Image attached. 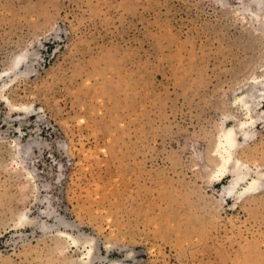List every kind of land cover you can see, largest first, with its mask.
<instances>
[{"label": "rangeland", "instance_id": "1", "mask_svg": "<svg viewBox=\"0 0 264 264\" xmlns=\"http://www.w3.org/2000/svg\"><path fill=\"white\" fill-rule=\"evenodd\" d=\"M258 15L264 0H0L19 107L0 96V264H75L90 239L88 264H264V178L235 197L213 175L250 85L264 115ZM261 115L245 182L264 172Z\"/></svg>", "mask_w": 264, "mask_h": 264}, {"label": "bare ground", "instance_id": "2", "mask_svg": "<svg viewBox=\"0 0 264 264\" xmlns=\"http://www.w3.org/2000/svg\"><path fill=\"white\" fill-rule=\"evenodd\" d=\"M258 17L260 18L261 22L264 23V15H258ZM258 17H256V18L258 19ZM25 55L19 54L15 58L13 65L16 66L17 64H19ZM0 78H1V76H0ZM9 81L10 80H8V81L6 80L5 82H3L0 85V96L3 98H6L11 107L19 108V107L15 106L10 101V99L6 96V94H4V92H3V89H5L4 87L7 84H9ZM254 82H259V83L264 84V76H261L260 80H258V78H256ZM254 87H255L254 85H250L248 87V89L246 91L242 92L241 94H239L236 97V100H234L235 102H233V103L237 102L238 104L240 103V106H242L243 110L246 112V115L248 116L249 120H247V121L238 120V122L236 121L237 123L235 125H227L226 127L224 126V128L220 129V133H219L218 139H217V145L215 148V152H216L218 157H217V162L213 166V175L215 177H220V176H223L224 174H227V173L230 174V177H231L230 184L227 186H224L223 189L226 192L231 193L232 196H235V197H239V196L243 195L244 193L255 190L256 188L258 189V187L260 186V184L262 183V180L264 178V172L263 171H256L255 175H253L251 178H249V181L245 182L248 179V177H250V175H252V173L248 169L247 165L237 156V151H238L239 146L242 145V141L245 138H247L248 134H250V132H251L249 130V126L253 123V120H256V119H254V118H256V115L258 114V116H259L262 113V112H258L255 115V117L250 113L253 105L256 104L255 98L262 95V93L260 95H257L256 93H254L253 92ZM262 90L264 91V89H262ZM263 97H264V93H263ZM20 108L23 109V108H26V106H23ZM211 172H212V170H211ZM244 182H245V184H244ZM21 223H23V222H21ZM64 234H66V233H64ZM79 240L80 239H78V238H73V241L76 243H79ZM83 243L85 246L87 245L86 249H85L86 251L83 254L84 258L82 257L81 260L76 261L75 264H88L87 260H85V259H88V258L90 259V257L93 256V254H92L93 244H92L91 239L83 241ZM88 243H90V245ZM113 264H117V263H113Z\"/></svg>", "mask_w": 264, "mask_h": 264}]
</instances>
